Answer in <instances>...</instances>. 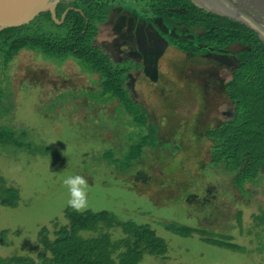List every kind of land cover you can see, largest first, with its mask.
I'll list each match as a JSON object with an SVG mask.
<instances>
[{
	"label": "rangeland",
	"instance_id": "374dc122",
	"mask_svg": "<svg viewBox=\"0 0 264 264\" xmlns=\"http://www.w3.org/2000/svg\"><path fill=\"white\" fill-rule=\"evenodd\" d=\"M104 1L114 2L116 10L99 25L98 40L116 62L137 63L127 84L147 126L119 110L117 100H97L99 74L73 58L58 63L22 49L8 67L0 65L6 91L0 124L17 136L25 133L34 148L0 143V178L20 194L17 206L0 203V256L29 255L43 226L52 230L54 222L67 221L69 193L62 181L78 174L88 180L87 209L148 223L166 241L167 253L148 254L140 264H264V237L254 222L264 210V178L242 193L231 173L211 164L213 142L206 136L234 113L225 84L236 58L170 44L140 16L149 0ZM140 143L141 155L124 170V155ZM42 146L54 151H36ZM172 222L245 249L210 244L200 233L180 236L166 228ZM109 231L114 238L122 235L120 228Z\"/></svg>",
	"mask_w": 264,
	"mask_h": 264
},
{
	"label": "trees",
	"instance_id": "16d2710c",
	"mask_svg": "<svg viewBox=\"0 0 264 264\" xmlns=\"http://www.w3.org/2000/svg\"><path fill=\"white\" fill-rule=\"evenodd\" d=\"M149 1V8L138 14L162 31L170 44L194 54L212 51L236 58L238 64L225 84L234 102V113L210 127L206 136L213 142L211 164L231 173L234 184L242 193H248V183L259 184L264 178V40L242 22L207 11L192 0ZM68 8L63 23H57L47 11L27 24L0 31V65L8 67L22 49H32L58 63L73 58L85 71L99 74L101 94L97 100H117L119 110L131 114L140 126H147V117L127 84L137 63L115 62L110 50L98 40L99 25L109 20L114 2L63 0L57 6V18L61 19ZM131 8L125 7L129 12ZM157 18L167 30L160 27ZM5 97L6 91L0 86V117ZM24 135L17 136L12 128L0 124L3 145L33 150L32 142H27ZM143 148L142 143L130 148L124 155V170ZM36 151L54 150L42 146ZM110 157L114 160L112 154ZM3 182L0 178V203L17 206L19 189L4 186ZM65 214V223L54 222L52 230L42 227L32 253L0 256V264H140L148 254L163 255L168 251L166 241L148 223L122 220L109 210L77 212L67 207ZM254 222L264 237V210L254 215ZM111 228H120L122 235L114 238ZM166 228L185 237L200 233L203 241L220 247L245 249L201 228L173 222ZM2 233L5 236L7 231Z\"/></svg>",
	"mask_w": 264,
	"mask_h": 264
},
{
	"label": "water",
	"instance_id": "95a60500",
	"mask_svg": "<svg viewBox=\"0 0 264 264\" xmlns=\"http://www.w3.org/2000/svg\"><path fill=\"white\" fill-rule=\"evenodd\" d=\"M63 0H0V31L27 24L43 12L50 11L57 23V6ZM71 1V0H66ZM199 7L227 16L255 30L264 40V0H192Z\"/></svg>",
	"mask_w": 264,
	"mask_h": 264
},
{
	"label": "clouds",
	"instance_id": "9594fccd",
	"mask_svg": "<svg viewBox=\"0 0 264 264\" xmlns=\"http://www.w3.org/2000/svg\"><path fill=\"white\" fill-rule=\"evenodd\" d=\"M63 185L67 188L69 199L67 206L77 212H82L88 207V180L82 175H71L63 179Z\"/></svg>",
	"mask_w": 264,
	"mask_h": 264
},
{
	"label": "crops",
	"instance_id": "0c3cea01",
	"mask_svg": "<svg viewBox=\"0 0 264 264\" xmlns=\"http://www.w3.org/2000/svg\"><path fill=\"white\" fill-rule=\"evenodd\" d=\"M115 10L116 9H114L113 11H112V14H111V16H110V18H109V20H107L105 23L107 24L108 22H110L111 21V19L113 18V16H114V13H115ZM106 47V46H105ZM110 50V49H109ZM110 52H111V50H110ZM112 54V53H111ZM113 56V55H112ZM114 58V57H113ZM115 61V60H114ZM116 62V61H115ZM130 74V73H129Z\"/></svg>",
	"mask_w": 264,
	"mask_h": 264
}]
</instances>
